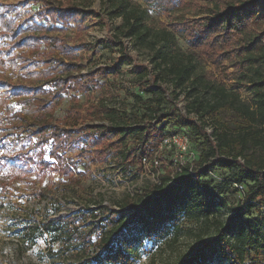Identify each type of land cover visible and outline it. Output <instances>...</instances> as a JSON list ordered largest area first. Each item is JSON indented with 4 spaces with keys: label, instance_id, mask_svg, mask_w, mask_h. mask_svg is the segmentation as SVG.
I'll use <instances>...</instances> for the list:
<instances>
[{
    "label": "trees",
    "instance_id": "16d2710c",
    "mask_svg": "<svg viewBox=\"0 0 264 264\" xmlns=\"http://www.w3.org/2000/svg\"><path fill=\"white\" fill-rule=\"evenodd\" d=\"M41 1L44 12L55 23H77L79 19L82 23L88 16L104 23L121 19L107 42L117 41L122 54H126L121 39H129L148 52L147 63L138 65L139 88L148 96L142 99L132 93L135 104L141 105L130 111L107 103L102 94L84 109L74 99L64 110L62 121L56 123L54 112L61 105L62 93H87L98 76H105L107 67L81 73L85 68L82 57H75V46L68 45L61 29L32 22L23 29L0 12V70L14 73L21 68L28 78H38L40 88V97L35 89L26 87L28 96L17 101L33 109L30 120L15 105L0 99V192H7L14 181L26 179L31 172L44 176L48 170L66 184L68 181V188L77 186L79 180L71 170L75 163L64 154L73 149L80 131L86 144L82 150L90 157L104 160L114 150L125 167L135 166L137 170H142L146 161L153 164L167 129L175 127L186 130L197 156L183 163L172 157L163 159L159 182L140 193L126 195L112 205L97 201L93 208L46 218L32 228L26 227L25 233L36 232L33 239L51 235L52 242L59 243V251L70 252V264H136L144 240L161 241L165 247L182 233L193 238L186 254L176 262L160 264H264V70L256 68L250 74H240L239 79L248 83L252 92L246 103L240 99V83L228 89L207 78L199 63L203 60L218 68L224 61H231L239 46L231 39L242 25L240 15L249 17L250 8L261 3L264 6V0L225 5L223 11L216 7L209 11L213 15L190 25L184 22L159 28L148 24L147 11L133 0H99L102 12H86L71 0L56 5L52 0ZM178 31H183L191 48H179ZM75 37L79 38L80 32ZM107 42L83 46L90 49ZM41 49L44 51L37 57ZM244 62L248 65V60ZM38 65H42L41 70H37ZM1 76V84L15 91L24 89ZM181 97L186 101L185 112L177 106ZM27 138L28 148L23 145ZM125 138L133 144L124 152L121 145ZM48 142V157L55 165L43 158L42 146ZM18 146L20 149L13 152ZM216 167L225 169L229 176L223 183L212 185L206 176ZM230 185L244 186L243 197L236 205H229L223 198ZM222 210L228 213L225 218ZM80 218L89 221V229L82 231L77 223ZM95 233L96 240L92 238ZM49 251L55 252L52 247Z\"/></svg>",
    "mask_w": 264,
    "mask_h": 264
},
{
    "label": "rangeland",
    "instance_id": "374dc122",
    "mask_svg": "<svg viewBox=\"0 0 264 264\" xmlns=\"http://www.w3.org/2000/svg\"><path fill=\"white\" fill-rule=\"evenodd\" d=\"M52 1L56 5L63 0ZM71 1L86 12L91 9L101 11L99 0ZM249 1L252 0H171V3L161 5L156 2L149 3L147 0H133L147 11L148 24L156 28L184 22L188 23L186 25H190L193 23L192 21H200L213 15L209 11L216 7L223 11L225 5L245 4ZM43 5L41 0H0V12L8 14L23 29L31 22L49 24L51 27L61 29L68 39V45L75 46V57H82L81 63L85 65V68L81 73L84 74L89 69L99 66L107 67L105 76H98L96 78L98 81L90 85V90L87 93H78L74 90L62 93L61 105L54 112L56 123L62 121L64 110L74 103V99L84 109L89 103L97 102L101 94L107 103L120 105L127 111L140 108L141 104H135L131 94L140 95L142 99L148 96L139 88L141 77L138 68L139 64L147 63L148 52L134 46L129 39H121L124 41L126 54H122L123 51L117 41L115 43L107 42L110 34L121 25V19L115 18L109 23H104L94 16H88L82 23L80 19L77 23L73 21L67 24L55 23L44 12ZM250 13L249 17L247 14L239 16L242 19V25L239 30L234 32L231 39L233 42L237 41L239 46L231 61H224L222 67L218 68L203 60L199 61L200 69L207 78L223 83L228 89H235L232 85L240 83V99L246 103L250 102L252 92L250 85L239 79L240 74L244 72L250 74L256 68L264 70V59H261L264 53L262 52L264 51V6L261 3L257 7H251ZM77 32H80L79 38L75 37ZM183 34V31L176 32V38L179 48L185 51L191 47ZM99 41L107 43L96 44L95 48L90 49L83 46ZM43 51L44 49H41L37 53V57H40ZM46 51H50V49H46ZM14 53L18 54L19 51L14 50ZM122 56L123 58H121ZM30 57L34 56L30 55ZM132 57L135 61H132ZM245 60H248V65L244 62ZM41 68L42 65H38L37 70H41ZM0 74H2V80H12L10 84L24 86L22 91L17 90V92L7 84L4 85L0 82V99L8 105H15L16 110H20L30 120L33 109L17 101L28 96V92H25L26 87L35 89V94L40 97L38 78H28L21 68L14 73L10 69L4 72L0 70ZM185 104L186 101L181 97L177 106L185 112ZM0 111H2L1 106ZM78 135L79 140L74 144L73 149L64 154L65 158L75 163L71 170L74 177L79 180L77 186L68 188L65 186L68 181L66 184V180L61 181L57 173H51L48 170L44 176L31 172L26 179L14 181L8 187L7 192H0V264H70L72 262L70 252L59 251L60 245L57 242H52L51 235L43 234L33 239L37 233L34 231L25 233V228H32L33 224H39L46 218L50 219L63 214L71 215L87 207L93 208L94 202L97 201L112 205L126 195L134 196L144 188L159 182V175L164 171L161 165L163 159L172 157L174 161L178 159L183 163L191 162L197 156L195 146L189 141L184 128L167 129L165 139L156 149L155 157L152 159L153 164L151 165L150 161L144 162L142 170H137L135 166L125 167L121 162L120 155L114 150L104 160L90 157L87 152L82 150L86 146L83 131H80ZM33 139H37V136H33ZM23 142V145L28 148V138ZM132 144V140L125 138L124 144L121 145V151L124 148V152L127 151L126 147H132ZM50 145L48 142L42 146L43 158L55 165L54 160L48 157ZM18 149H20L19 146L13 152ZM92 149L93 146H90L89 150ZM228 176L229 173L225 169L216 167L208 173L206 180L212 185H219ZM235 188L234 185H230L223 195L229 205H236L243 197V191L238 188L234 190ZM261 212H264V207L261 208ZM221 213H223L222 218L228 215L225 210H222ZM82 221V218L77 220L82 231L89 229V221ZM97 237V233L92 236L94 240ZM192 243L193 238H190L187 233H182L175 243L165 247L161 241L144 240L141 259L136 264L176 262L179 256L186 254ZM51 247L55 252L49 251Z\"/></svg>",
    "mask_w": 264,
    "mask_h": 264
},
{
    "label": "built area",
    "instance_id": "2783aa9c",
    "mask_svg": "<svg viewBox=\"0 0 264 264\" xmlns=\"http://www.w3.org/2000/svg\"><path fill=\"white\" fill-rule=\"evenodd\" d=\"M235 187L238 188L239 190H242V191L244 190V186L243 185H236Z\"/></svg>",
    "mask_w": 264,
    "mask_h": 264
}]
</instances>
